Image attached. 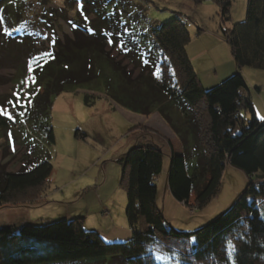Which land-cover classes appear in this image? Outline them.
<instances>
[{
  "label": "trees",
  "instance_id": "obj_1",
  "mask_svg": "<svg viewBox=\"0 0 264 264\" xmlns=\"http://www.w3.org/2000/svg\"><path fill=\"white\" fill-rule=\"evenodd\" d=\"M28 2L33 0H0L3 37L16 38L25 29L22 8ZM220 3L228 21L232 1ZM53 16L54 11L42 18L52 26ZM113 18L95 20L93 38L81 46L69 45V51L63 49L56 57L28 55L27 76H21L13 94L0 99L4 149L15 140L27 151L18 171L0 168V208L21 205V197L39 189L33 195L37 202L31 203H44L40 197L50 183L53 165L47 151L38 152L27 133L17 128L29 125L48 145L56 144L54 98L83 85L103 86L112 100L136 114L159 112L182 140L184 152L175 154L168 142L167 153L155 136L143 133L119 158L132 231L129 242L107 243L97 231L85 229L83 217L30 223L0 230V264H92L115 258L126 264H264V120L256 116L241 74L245 67L264 71V0H248L245 21L226 32L236 72L207 90L188 55L192 39L180 19L152 29L145 39L142 31L124 32V24ZM134 44H138L135 78L136 71L108 50L118 45L126 53L124 58L130 55L135 60ZM168 156L165 184L182 205L188 206L195 193L197 210L205 208L220 192L227 165L244 172L249 183L214 221L192 233L180 232L166 220L159 203L158 181L165 174ZM190 161L194 162L191 173Z\"/></svg>",
  "mask_w": 264,
  "mask_h": 264
},
{
  "label": "rangeland",
  "instance_id": "obj_2",
  "mask_svg": "<svg viewBox=\"0 0 264 264\" xmlns=\"http://www.w3.org/2000/svg\"><path fill=\"white\" fill-rule=\"evenodd\" d=\"M220 1L222 0L28 2L24 4L25 8H22L26 20L25 29L20 31L16 38L11 39L3 37L4 34L0 30V99L13 94L21 76H27L25 64L29 59L28 55L52 53L56 57L63 49L69 51V45L81 46L88 38L95 36V20L104 22L112 16L115 21L124 24V32L131 31L136 34L142 31L145 39L151 36L152 29L161 27L175 18L180 19L191 35L192 40L187 46V52L198 79L210 86L212 83L208 82L220 78L228 67L235 66L226 32L235 24L245 21L247 13L248 0H231L230 16L226 21L222 16ZM52 11L54 20L51 26V21L46 22L42 17L44 14L51 16ZM136 38L138 39V35ZM107 42L112 44L111 41ZM140 42L143 43L142 40ZM134 45L131 55L136 58L138 44ZM108 50L113 57L118 58L117 60L124 61L123 65L130 70L134 69L136 72L133 78L137 77L138 70L135 65L138 64V57L135 60H132L130 55L124 58L126 53L118 45L109 47ZM244 71L246 77L253 82L248 86L252 101L262 113L264 71L245 67L241 74ZM201 110L202 119L207 124L205 104L201 105ZM246 117L251 119L250 115ZM52 125L56 136L54 145H48L38 134H34L29 125L20 124L17 128L21 133H27L32 147L37 148L38 152L47 151L53 172L50 183L40 197L44 204L31 212L32 218L28 217L30 214L26 209L39 205L32 204L31 201L37 202L38 198L35 199L33 195L41 191L40 189L21 197V205L12 204L0 208V230L17 226L28 218H31L34 224L45 225L67 215H78L77 217L85 218L87 231L110 232V227L116 228L117 237H109V240L115 238L116 241H106L107 243L129 242L132 239V231L126 218L128 199L122 180V165L118 160L132 148L131 144H134V138L138 135L146 133L155 138L159 136L158 138L163 140L164 134L174 132L173 129L159 112L150 115L131 112L112 100L103 86L95 84L83 85L77 90L62 93L54 98ZM77 130L80 131L79 135L76 134ZM176 136L182 143L180 137L177 134ZM3 142L0 140V168L18 171L21 166L20 159L27 152L25 147L22 148L14 140L6 150ZM166 162L168 165L165 174L158 181L159 194L162 195L159 203L166 220L180 232L192 233L214 221L229 208L249 183L244 172L227 165L220 192L205 208L197 210L195 193L192 194L188 206L176 201L172 195L164 198L163 185L170 164L169 156L166 157ZM193 166L194 162L190 161L189 173L192 172ZM90 215L100 218L98 221L90 218L87 222ZM101 218H105V221ZM107 262L92 264H126L119 258L107 259Z\"/></svg>",
  "mask_w": 264,
  "mask_h": 264
},
{
  "label": "crops",
  "instance_id": "obj_3",
  "mask_svg": "<svg viewBox=\"0 0 264 264\" xmlns=\"http://www.w3.org/2000/svg\"><path fill=\"white\" fill-rule=\"evenodd\" d=\"M224 74L220 77V78H217V79H215V80H213L212 82H208V83H212L210 86H212V85H214V84H216V83H220L221 82V80L222 79H226V78H228L229 76H231L232 74H234L235 72H236V67L235 66H233V67H228L227 69H225L224 71ZM242 74H243V76L246 78V80H247V84H249L248 86H251V83H253L251 80H249L247 77H246V75H245V71L244 72H242ZM207 78H211V77H207ZM203 83V86L204 87H206L205 89H208L210 86H207V85H205L204 84V82H202ZM217 85V84H216ZM215 86V85H214ZM252 98V97H251ZM253 102V101H252ZM253 106H254V108H255V112H256V116L259 118V119H261V120H264V112H262V113H260L259 112V109L257 108V106H256V104L255 103H253ZM159 136H157L156 137V141H157V143H159V144H161L162 146H163V149L168 153V147H167V143L169 142L170 144H171V146H172V149H174L173 151L175 152V154H183V152H184V147H183V144L181 143V141L179 140L178 141V138H177V136H176V134L174 133V132H169V133H167V134H164V138H163V140H161V139H159L158 138ZM131 145H133V144H131ZM174 147V148H173ZM124 155V154H123ZM163 189H164V198L165 199H167L168 198V196H171V193H170V190L168 189V187H167V185L166 184H164L163 185ZM44 204V203H43ZM43 204H41V205H43ZM41 205H39V206H41ZM39 206H35L34 208H31V209H26L27 211H28V214H30V215H28V217L30 216H32L31 214V212L33 211V210H36ZM24 208V207H23ZM24 210V209H23ZM78 215H67V216H65L64 218H67V219H73V218H75V217H77ZM91 216V217H90ZM90 216H88L87 218H89L88 219V221L87 222H89V220H90V218H92L93 220L94 219H97V221L99 220V216H97V215H90ZM32 218V217H31ZM31 218H28L27 220H23L20 224H17V226H11V227H21V226H23V225H26V224H28V223H34V222H32V220H31ZM61 219V218H60ZM102 220H103V222L105 221V218H101ZM85 224H87V223H85ZM114 231V232H113ZM98 232V231H97ZM102 237H103V239L105 240V241H107V242H114V241H116V240H114V239H112V240H109V237H117V235H116V228L115 229H113L112 227H110V232H101V231H99L98 232ZM108 239V240H107Z\"/></svg>",
  "mask_w": 264,
  "mask_h": 264
}]
</instances>
